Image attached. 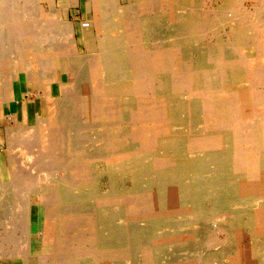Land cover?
<instances>
[{"label": "bare ground", "instance_id": "1", "mask_svg": "<svg viewBox=\"0 0 264 264\" xmlns=\"http://www.w3.org/2000/svg\"><path fill=\"white\" fill-rule=\"evenodd\" d=\"M214 1L0 0L1 263L264 264V0Z\"/></svg>", "mask_w": 264, "mask_h": 264}, {"label": "rangeland", "instance_id": "2", "mask_svg": "<svg viewBox=\"0 0 264 264\" xmlns=\"http://www.w3.org/2000/svg\"><path fill=\"white\" fill-rule=\"evenodd\" d=\"M132 1H134V0H132ZM210 1H214V0H200V4L201 5H206V6H203V7H208V6H216V4L217 3H215V1L214 2H210ZM205 2V3H204ZM47 3L45 2H43V1H41L40 2V10L41 11H43V10H45V11H48V5H46ZM210 4V5H209ZM126 5V4H125ZM63 15H64V18H65V20H69V21H73V23H74V26H75V33H76V39H77V42H78V46H79V49H80V51H82L83 50V47H82V44H81V28H79V27H81L80 25H81V21L83 20V19H86L87 18V20L88 21H91V16L90 15H86L85 14V12H84V10L83 9H81L80 7H76V9L75 10H69L68 12H66V13H63ZM77 19V21H75ZM228 32V31H227ZM209 36V35H208ZM206 41V42H205ZM209 41V42H208ZM203 43L202 44H206L207 42V44H212V43H214V39H211V41H210V38L209 39H204L203 41H202ZM205 42V43H204ZM62 61H64L63 59H62ZM59 70L60 69H55L53 72H52V74H53V76H52V83H55V82H59V81H61V72L59 73ZM65 73V72H64ZM24 77H23V75H20V81L15 85V92H16V98H17V100H19V101H21V100H24V99H27V97H26V93L29 91V92H34V91H37L38 90V88H39V86H30V85H27V83H26V81H25V79H23ZM60 86H62L61 84H60ZM32 87V88H31ZM35 89V90H34ZM31 90V91H30ZM27 91V92H26ZM21 105H22V103H19L18 102V105H16V107L15 108H12V112H14L17 108L19 109V114H18V119H20L21 118V111H20V108H21ZM27 109H28V111H27V113H28V115H29V117H30V119L32 120V117H33V114H35L36 115V113L37 112H40V110H42L43 109V107H44V105H43V99H41V98H37L36 96H34V97H32V99H31V101H29L28 102V104H27ZM3 109H4V119H6L7 120V118H8V116L10 115V109H9V105L7 104V103H5V104H3ZM34 115V116H35ZM3 120V119H2ZM7 124H8V121H7ZM2 129V128H1ZM2 132H3V130H2ZM2 135V134H1ZM0 135V136H1ZM3 137V138H2ZM4 137H5V135L4 136H1V141H2V143H1V146L2 145H4V143H5V139H4ZM1 152H2V156L4 157V154H3V149L1 150ZM99 168L101 169L102 168V166L101 165H99ZM86 173H87V171L85 172V175H86ZM85 175H84V173L83 174H78V175H74V177L76 178V179H82V178H84L85 177ZM126 181H124V183L120 186V189L123 191V192H121V193H124V191L125 192H127V194H131L130 193V191H131V189H132V183L128 180V179H125ZM131 183V184H130ZM98 186H99V188H100V192H107L106 190H108V187H109V183H108V178H106V177H103V178H99V182H98ZM126 188V189H125ZM131 188V189H130ZM129 190V191H128ZM85 207V208H84ZM87 207L88 208H91L92 207V205H89V204H87V205H82V209H87ZM161 207V206H160ZM254 207H256V206H253L252 208H254ZM214 208H217V207H214ZM219 210H220V212L219 211H216V213L218 212V215H222L221 217H218L217 219H215L214 221H218V222H211V225L212 226H214V225H216L217 223L218 224H226L227 222H226V218H227V216L226 215H224L225 213H227V211L226 210H224V209H222V208H218ZM222 209V210H221ZM88 210V209H87ZM208 210H211L210 209V207H209V209ZM215 210V209H214ZM213 210V211H214ZM215 213V214H216ZM128 214V216L130 215V212H128L127 213ZM225 216V217H224ZM83 218V217H82ZM82 218L80 217V216H77L76 217V219H78L77 221V223H81V221H82ZM36 219H37V214H36V210L35 209H33L32 210V212H31V220L33 221V222H35L36 221ZM75 219V218H74ZM81 219V220H80ZM222 219V220H221ZM220 220V221H219ZM226 223H225V222ZM228 221V220H227ZM209 223V222H208ZM184 233H186V234H192V232L190 231V230H186ZM163 234H166V235H163ZM160 237H161V239H163V240H165V241H168V242H170L171 240L172 241H175V238H176V236L179 234H177V233H171L170 235H169V233L168 232H164ZM175 234V235H174ZM220 235V234H219ZM221 237H222V235H220ZM32 240H34V239H32ZM140 240H142V242H144V240L143 239H141L140 238ZM145 240H147V238L145 239ZM130 242H132L131 244H135V242H136V240L135 239H132V240H130ZM142 245V244H141ZM146 245V244H145ZM175 248L177 249V250H179V251H181L182 249H183V247L182 246H180V245H176L175 246ZM116 252V251H115ZM3 260V258L1 259V261ZM1 261H0V264H1ZM39 262H42L41 260L39 261ZM38 262V264H43V262L42 263H39ZM20 264V262H15V263H13V264Z\"/></svg>", "mask_w": 264, "mask_h": 264}, {"label": "crops", "instance_id": "3", "mask_svg": "<svg viewBox=\"0 0 264 264\" xmlns=\"http://www.w3.org/2000/svg\"><path fill=\"white\" fill-rule=\"evenodd\" d=\"M21 111V110H20ZM27 111H28V109H27ZM7 120L6 119H1L0 118V135L1 136H4L5 135V129L7 128ZM2 128V129H1ZM2 130H3V132H2ZM15 262H20V264H22L21 263V261L20 260H17V261H11V260H9V259H7L6 261H3L1 264H13V263H15Z\"/></svg>", "mask_w": 264, "mask_h": 264}]
</instances>
